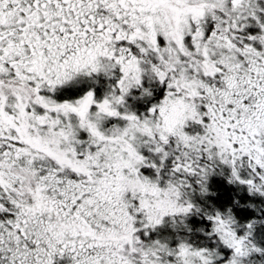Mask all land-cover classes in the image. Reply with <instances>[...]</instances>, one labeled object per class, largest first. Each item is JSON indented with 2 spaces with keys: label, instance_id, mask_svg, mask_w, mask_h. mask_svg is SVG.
<instances>
[{
  "label": "snow or ice",
  "instance_id": "1",
  "mask_svg": "<svg viewBox=\"0 0 264 264\" xmlns=\"http://www.w3.org/2000/svg\"><path fill=\"white\" fill-rule=\"evenodd\" d=\"M0 264H264V0H0Z\"/></svg>",
  "mask_w": 264,
  "mask_h": 264
}]
</instances>
